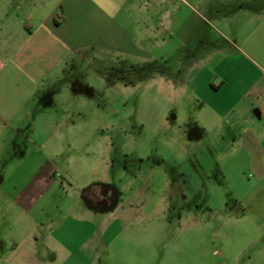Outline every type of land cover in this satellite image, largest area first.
<instances>
[{
  "label": "rangeland",
  "instance_id": "374dc122",
  "mask_svg": "<svg viewBox=\"0 0 264 264\" xmlns=\"http://www.w3.org/2000/svg\"><path fill=\"white\" fill-rule=\"evenodd\" d=\"M204 1L181 7L187 38L181 20L165 30L163 5H150V17L127 30L155 34L137 42L136 55L77 56L75 123L59 116L58 128L45 131V159L31 183L43 197L27 209L24 246L54 253L44 264H264V175L257 181L248 161L264 163V147L252 141L264 112L250 131L190 107L199 101L163 96L166 71L175 76L217 47L240 45L264 16V0ZM3 159L0 182L15 167ZM90 178L108 184V198L82 193ZM90 240L96 257L75 259Z\"/></svg>",
  "mask_w": 264,
  "mask_h": 264
},
{
  "label": "crops",
  "instance_id": "0c3cea01",
  "mask_svg": "<svg viewBox=\"0 0 264 264\" xmlns=\"http://www.w3.org/2000/svg\"><path fill=\"white\" fill-rule=\"evenodd\" d=\"M204 2L0 0V162L8 158L15 164L0 182V264H44L45 256H55L24 246L29 237L27 209L43 197L42 190L31 183L45 159V131L58 128L59 116L75 123L71 116L76 114L81 94L76 85H83L70 74L78 63L77 56L85 57L91 50L116 55L135 51L136 55L137 42H149L155 34L149 28L139 34L134 31V36L127 30L134 25L131 20L150 17V5H163L165 30L171 31L172 20H181L178 33L187 38L188 14L181 7ZM258 21L240 45L232 41V47H217L206 59L186 65L175 76L166 71L163 96L199 101L190 107L220 118L225 126L243 123L252 127L250 131L256 129L253 118L261 119L264 112V16ZM190 31L195 34L198 28ZM257 131L252 141L262 148L264 125ZM241 142L244 145L246 139ZM248 158L260 172L257 181L262 180L264 163ZM90 180L84 183V195L98 200L109 197L108 184H91ZM60 233L66 235L68 230ZM30 238L37 243L39 237ZM88 245L89 251L71 254L86 263L100 249L92 240Z\"/></svg>",
  "mask_w": 264,
  "mask_h": 264
}]
</instances>
